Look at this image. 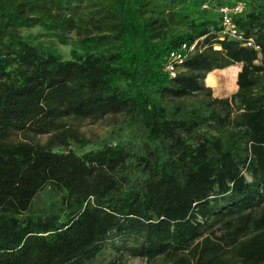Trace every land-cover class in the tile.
Wrapping results in <instances>:
<instances>
[{
    "label": "trees",
    "instance_id": "1",
    "mask_svg": "<svg viewBox=\"0 0 264 264\" xmlns=\"http://www.w3.org/2000/svg\"><path fill=\"white\" fill-rule=\"evenodd\" d=\"M236 1L0 0V264H264V0L241 41L222 37ZM236 65L214 97L207 76ZM118 115L131 144L69 147L66 119Z\"/></svg>",
    "mask_w": 264,
    "mask_h": 264
},
{
    "label": "rangeland",
    "instance_id": "2",
    "mask_svg": "<svg viewBox=\"0 0 264 264\" xmlns=\"http://www.w3.org/2000/svg\"><path fill=\"white\" fill-rule=\"evenodd\" d=\"M29 32L39 35H45L44 31L39 28L31 29ZM68 43H72L79 38L77 31H73L67 36ZM47 40L48 38L45 37ZM52 43L64 54L69 56V45L61 44L58 39L53 38ZM241 65H236L228 68L223 72L210 73L206 78V85L212 88L213 96L217 98H231L238 91L237 86V72ZM126 119L122 115L107 116L101 120H82L69 118L65 120V128L67 138L69 139V147L75 151L82 153L91 149H96L104 144H116L122 142L124 144H131L130 141L134 139V134L126 126ZM49 136H15L14 140H30L34 143L44 144ZM79 141V142H77ZM81 141H88L87 146H83ZM83 146V147H82ZM55 192L51 188L42 191L34 200L35 209H43L52 204L55 200ZM115 257V254L106 255L94 264H110ZM113 264H160V261L149 262L146 259L132 257L125 255L123 258H118Z\"/></svg>",
    "mask_w": 264,
    "mask_h": 264
},
{
    "label": "built area",
    "instance_id": "3",
    "mask_svg": "<svg viewBox=\"0 0 264 264\" xmlns=\"http://www.w3.org/2000/svg\"><path fill=\"white\" fill-rule=\"evenodd\" d=\"M247 9V3L244 0H238L232 5H225L220 9L221 24H222V37H228L231 39L243 40L244 34L238 28L234 18L240 14H243ZM245 45L254 46V40L252 38L244 42ZM195 45L188 47L183 45L181 51L172 52L167 61V71L171 76H175L177 73L178 65H181L184 61L183 52L189 50L193 51ZM188 51V52H189Z\"/></svg>",
    "mask_w": 264,
    "mask_h": 264
},
{
    "label": "crops",
    "instance_id": "4",
    "mask_svg": "<svg viewBox=\"0 0 264 264\" xmlns=\"http://www.w3.org/2000/svg\"><path fill=\"white\" fill-rule=\"evenodd\" d=\"M234 67V66H233ZM229 68H232V67H229ZM228 69V68H227ZM240 69H241V67H240ZM240 69H239V71H240ZM224 70H226V69H223V70H215V71H213L212 73H216V74H218V72H223ZM238 71V72H239ZM238 72H237V75H238Z\"/></svg>",
    "mask_w": 264,
    "mask_h": 264
}]
</instances>
